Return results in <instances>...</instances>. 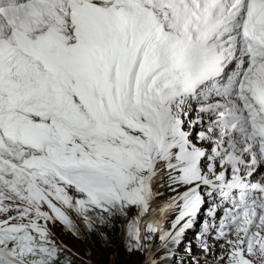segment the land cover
I'll return each mask as SVG.
<instances>
[{
    "label": "snow or ice",
    "instance_id": "6c2138e0",
    "mask_svg": "<svg viewBox=\"0 0 264 264\" xmlns=\"http://www.w3.org/2000/svg\"><path fill=\"white\" fill-rule=\"evenodd\" d=\"M258 173L264 0H0V264H264Z\"/></svg>",
    "mask_w": 264,
    "mask_h": 264
},
{
    "label": "trees",
    "instance_id": "16d2710c",
    "mask_svg": "<svg viewBox=\"0 0 264 264\" xmlns=\"http://www.w3.org/2000/svg\"><path fill=\"white\" fill-rule=\"evenodd\" d=\"M119 233H115L114 235V244L111 249L108 247L103 246L102 242L96 241L93 239V243L91 245L92 249L94 250V253L96 254V260L100 264H109V261L113 260L114 257L111 255L110 252H113L115 250V242H119Z\"/></svg>",
    "mask_w": 264,
    "mask_h": 264
},
{
    "label": "rangeland",
    "instance_id": "374dc122",
    "mask_svg": "<svg viewBox=\"0 0 264 264\" xmlns=\"http://www.w3.org/2000/svg\"><path fill=\"white\" fill-rule=\"evenodd\" d=\"M55 230L59 236H61L65 239L66 243H68L69 245L75 246L79 251L81 250L83 252L88 247V245L86 243L77 242L75 240V238H73L70 234H66L61 226L57 225ZM118 236L120 238V235H118ZM92 251H93V256H92L93 264H99L98 261L96 260V254L94 253L93 249H92ZM121 252H122V248H121ZM110 253L112 255V252H110ZM122 258L126 259V257H122Z\"/></svg>",
    "mask_w": 264,
    "mask_h": 264
},
{
    "label": "clouds",
    "instance_id": "9594fccd",
    "mask_svg": "<svg viewBox=\"0 0 264 264\" xmlns=\"http://www.w3.org/2000/svg\"><path fill=\"white\" fill-rule=\"evenodd\" d=\"M81 251V250H80ZM82 252V251H81Z\"/></svg>",
    "mask_w": 264,
    "mask_h": 264
}]
</instances>
